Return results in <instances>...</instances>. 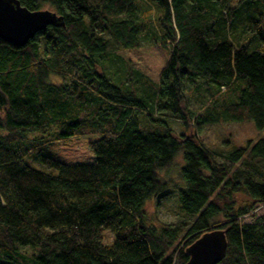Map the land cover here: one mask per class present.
<instances>
[{"label":"trees","instance_id":"16d2710c","mask_svg":"<svg viewBox=\"0 0 264 264\" xmlns=\"http://www.w3.org/2000/svg\"><path fill=\"white\" fill-rule=\"evenodd\" d=\"M19 1L58 13L66 28L25 47L0 38V264H187L189 247L216 229L229 243L221 264H264V215L243 222L264 206V139L218 155L156 119L154 106L197 132L245 122L264 130V0H153L164 36L150 45L142 42L154 32L124 19L137 17L140 0ZM239 15L252 21L254 51L233 41ZM201 87L215 94L193 111L189 96ZM55 130L61 140L97 138L95 162L44 155L40 136ZM181 152L179 200L196 219L157 230L145 206L166 194L161 173Z\"/></svg>","mask_w":264,"mask_h":264},{"label":"rangeland","instance_id":"374dc122","mask_svg":"<svg viewBox=\"0 0 264 264\" xmlns=\"http://www.w3.org/2000/svg\"><path fill=\"white\" fill-rule=\"evenodd\" d=\"M241 0H234L233 7H238ZM139 14L137 17L126 16L124 19H132L142 27L147 26V30H152L154 36H150L144 45L153 44L156 39L161 41L164 32L158 24V18L161 15V10L157 7L153 0H140L138 3ZM244 15L245 12L241 10ZM237 22L236 29L231 33L233 41L240 42L251 41L253 46L250 50L254 51L257 48L258 40L250 30L252 21L250 19H244L242 15H239L235 20ZM140 26V27H141ZM222 29V28H220ZM222 31V30H221ZM111 41V51L115 49L114 39L105 34ZM126 71L130 69L125 67ZM110 71H113L112 69ZM117 75H119L117 73ZM142 79L145 83H148L146 78L137 73V81ZM201 82L204 81L200 78ZM52 81L58 82V78L52 77ZM149 84V83H148ZM188 90L189 87H188ZM214 92L207 87H201L196 92H192L189 96L188 107L195 111L202 105H207L210 100L214 97ZM157 109L155 113L156 119H162L165 121L178 135L195 136L198 135L200 142L204 143L211 150L215 151L220 155L223 149L228 145L231 148L246 147L248 141L252 140L257 142L264 139V130H258L253 122L245 123H232V124H216L207 125L202 131L197 132V129L192 124L188 127L183 123L169 114H164L159 111V108L154 105ZM146 126L155 127L156 123L148 120H144ZM55 132V135L53 134ZM0 135L4 136L5 131L0 130ZM37 135H31V138H36ZM97 138L81 139V138H70L68 140H61L58 137V131H52L46 135H41L39 140V146L43 148V154L55 158L56 160L66 164H91L96 160L94 152L90 148V143L96 141ZM28 163L35 169L50 174H57V171L49 168L45 164L36 161H28ZM186 163L183 159V153L181 152L177 157L176 163L173 168L168 172H162V178L168 183L167 191L164 196H157L150 199L145 206L146 223L148 226L155 227L160 230L170 225H190L195 219V216L189 215L182 210L179 200V188L185 187L186 184L181 177L182 169ZM254 216L247 217L243 220L244 223H253L260 216L264 215V206H259ZM115 241L114 236L108 230H104V243L112 244ZM31 254L37 253L33 249L27 248Z\"/></svg>","mask_w":264,"mask_h":264},{"label":"water","instance_id":"95a60500","mask_svg":"<svg viewBox=\"0 0 264 264\" xmlns=\"http://www.w3.org/2000/svg\"><path fill=\"white\" fill-rule=\"evenodd\" d=\"M49 27L66 28L64 18L51 10L30 11L19 0H0V38L5 42L25 47ZM228 247L225 231H209L189 247L187 264H221Z\"/></svg>","mask_w":264,"mask_h":264}]
</instances>
